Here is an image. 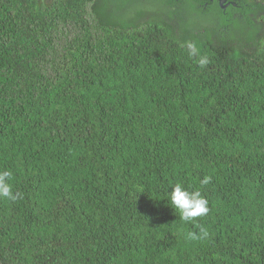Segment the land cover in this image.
Segmentation results:
<instances>
[{"label": "trees", "instance_id": "trees-1", "mask_svg": "<svg viewBox=\"0 0 264 264\" xmlns=\"http://www.w3.org/2000/svg\"><path fill=\"white\" fill-rule=\"evenodd\" d=\"M229 2L0 0V264H264V0Z\"/></svg>", "mask_w": 264, "mask_h": 264}, {"label": "clouds", "instance_id": "clouds-1", "mask_svg": "<svg viewBox=\"0 0 264 264\" xmlns=\"http://www.w3.org/2000/svg\"><path fill=\"white\" fill-rule=\"evenodd\" d=\"M184 47L187 50L188 56L197 60L200 68H205L209 64V58L206 55H201L200 49L195 42L191 40L185 41ZM11 176L12 173L8 170L0 171V199L15 202L19 194L13 191V187L9 183ZM209 183V177H205L201 181L202 185ZM171 189L172 191L169 193L171 208L179 214L182 221L193 222L197 218L208 214V201L204 198L201 191H190L181 184H176ZM201 231L204 237L208 235L203 229Z\"/></svg>", "mask_w": 264, "mask_h": 264}, {"label": "flooded vegetation", "instance_id": "flooded-vegetation-1", "mask_svg": "<svg viewBox=\"0 0 264 264\" xmlns=\"http://www.w3.org/2000/svg\"><path fill=\"white\" fill-rule=\"evenodd\" d=\"M170 1L171 0H165L166 4L164 3L163 5H161V3H158L159 0H130V4L134 3L135 5L139 6L141 10L146 14L166 16L169 14V11L174 10L173 9L174 7H172ZM213 1L214 0H212L211 3ZM228 8L224 11V13L228 10ZM237 16L240 18L242 17L241 15H237Z\"/></svg>", "mask_w": 264, "mask_h": 264}, {"label": "rangeland", "instance_id": "rangeland-1", "mask_svg": "<svg viewBox=\"0 0 264 264\" xmlns=\"http://www.w3.org/2000/svg\"><path fill=\"white\" fill-rule=\"evenodd\" d=\"M236 20H240V21H243V18L241 17H238L237 15L234 17ZM209 25V24H208ZM209 27V26H208ZM234 26H227V27H224V28H221L220 31L224 34H238L237 31L234 30Z\"/></svg>", "mask_w": 264, "mask_h": 264}, {"label": "water", "instance_id": "water-1", "mask_svg": "<svg viewBox=\"0 0 264 264\" xmlns=\"http://www.w3.org/2000/svg\"><path fill=\"white\" fill-rule=\"evenodd\" d=\"M212 1V0H210ZM219 5L223 11H225L230 5H233L236 7L235 3H229L228 0H219Z\"/></svg>", "mask_w": 264, "mask_h": 264}]
</instances>
